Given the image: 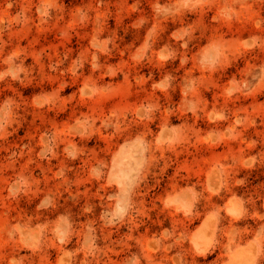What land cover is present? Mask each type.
Masks as SVG:
<instances>
[{
	"label": "rangeland",
	"instance_id": "1",
	"mask_svg": "<svg viewBox=\"0 0 264 264\" xmlns=\"http://www.w3.org/2000/svg\"><path fill=\"white\" fill-rule=\"evenodd\" d=\"M0 264H264V0H0Z\"/></svg>",
	"mask_w": 264,
	"mask_h": 264
}]
</instances>
